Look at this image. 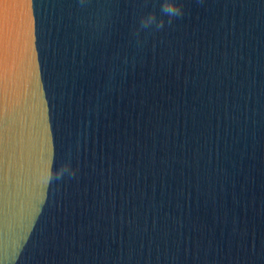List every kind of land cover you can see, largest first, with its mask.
Wrapping results in <instances>:
<instances>
[{
	"label": "water",
	"instance_id": "1",
	"mask_svg": "<svg viewBox=\"0 0 264 264\" xmlns=\"http://www.w3.org/2000/svg\"><path fill=\"white\" fill-rule=\"evenodd\" d=\"M172 2L0 0V264H264V0Z\"/></svg>",
	"mask_w": 264,
	"mask_h": 264
},
{
	"label": "clouds",
	"instance_id": "2",
	"mask_svg": "<svg viewBox=\"0 0 264 264\" xmlns=\"http://www.w3.org/2000/svg\"><path fill=\"white\" fill-rule=\"evenodd\" d=\"M166 11L170 17H178L182 14V7L178 3H176L175 0H173V2L168 5ZM155 21V16H150L143 21V26H150L155 23Z\"/></svg>",
	"mask_w": 264,
	"mask_h": 264
},
{
	"label": "snow or ice",
	"instance_id": "3",
	"mask_svg": "<svg viewBox=\"0 0 264 264\" xmlns=\"http://www.w3.org/2000/svg\"><path fill=\"white\" fill-rule=\"evenodd\" d=\"M3 35H0V46H2V43H3Z\"/></svg>",
	"mask_w": 264,
	"mask_h": 264
}]
</instances>
